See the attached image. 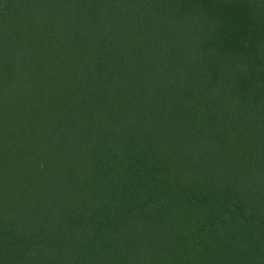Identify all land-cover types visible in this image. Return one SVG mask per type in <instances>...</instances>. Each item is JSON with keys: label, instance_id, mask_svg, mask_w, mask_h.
Returning <instances> with one entry per match:
<instances>
[{"label": "trees", "instance_id": "16d2710c", "mask_svg": "<svg viewBox=\"0 0 264 264\" xmlns=\"http://www.w3.org/2000/svg\"><path fill=\"white\" fill-rule=\"evenodd\" d=\"M0 264H264V0H0Z\"/></svg>", "mask_w": 264, "mask_h": 264}]
</instances>
